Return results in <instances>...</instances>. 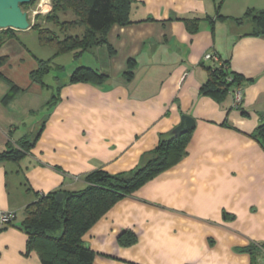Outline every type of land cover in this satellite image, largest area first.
Segmentation results:
<instances>
[{
	"label": "crops",
	"instance_id": "crops-1",
	"mask_svg": "<svg viewBox=\"0 0 264 264\" xmlns=\"http://www.w3.org/2000/svg\"><path fill=\"white\" fill-rule=\"evenodd\" d=\"M249 8H264V0H134L133 23L110 30L113 56L101 47L58 63L65 66L64 75L53 76L60 99L48 110L49 90L31 80L46 59L22 38L32 28L15 29L1 50L8 60L0 80V152L25 136L37 140L20 161H0V211L18 212L0 230V264H42L15 226L40 194L82 189L95 170L142 165L183 115L196 122L186 156L93 225L84 236L96 253L93 264H262L264 145L254 133L264 120V35L247 34L250 24L233 20ZM209 52L242 78L240 108L230 97L201 94L206 67L221 64L204 60ZM130 58L136 65L129 81L123 72ZM80 61L110 80L68 83ZM8 81L23 90L5 104ZM125 232L133 242L128 234L129 243L120 241Z\"/></svg>",
	"mask_w": 264,
	"mask_h": 264
},
{
	"label": "trees",
	"instance_id": "trees-1",
	"mask_svg": "<svg viewBox=\"0 0 264 264\" xmlns=\"http://www.w3.org/2000/svg\"><path fill=\"white\" fill-rule=\"evenodd\" d=\"M34 2L36 0L22 4V8ZM133 4L134 0H51V9L43 18L47 24L38 21L32 26L38 32L40 43L51 46L55 51L53 57L39 60V66L31 72L33 82L46 90H52L45 105L46 110L58 103L61 86L54 90V86L45 79L51 73L65 70V66L55 63L54 59L67 53L80 59L85 53L101 47L108 51L110 57L113 56L116 50L109 40L110 30L114 25L133 23ZM40 18L38 14L37 19ZM233 20L239 26L250 24L247 34L264 35V8H249L243 16ZM188 23L196 26L198 21L189 20ZM15 31L12 28L0 30V80L6 79L2 67L8 60L1 50L15 35ZM135 65L136 60L130 58L128 68L123 72L129 81L134 77ZM206 69L208 78L201 87V94L219 102L229 97L232 101L231 90L242 84V78L230 70L229 61L208 65ZM110 78L108 73L82 64L72 71L68 83L103 84ZM8 82L11 91L3 100L5 104L13 101L23 90L13 82ZM192 132L193 128L178 137L172 131L162 136L158 145L143 155L144 163L129 171L110 173L102 169L95 170L86 176V186L82 189L40 194L25 207L22 221L15 224L28 236L27 252L36 251L42 264H93L96 253L85 242L84 236L120 199L180 162L187 154ZM254 137L264 145V120L257 127ZM36 140V137L25 136L18 146L10 144L0 152V161H20ZM58 192L65 193L62 202L56 198ZM127 234L133 242L135 236L128 232L121 235L120 241L129 243L126 241Z\"/></svg>",
	"mask_w": 264,
	"mask_h": 264
},
{
	"label": "water",
	"instance_id": "water-1",
	"mask_svg": "<svg viewBox=\"0 0 264 264\" xmlns=\"http://www.w3.org/2000/svg\"><path fill=\"white\" fill-rule=\"evenodd\" d=\"M32 0H0V30L16 29L27 30L32 27L28 13L23 10L22 4L30 3ZM195 119L189 115H183L181 123L172 132L175 136H181L195 126ZM56 198L62 202L65 198L64 192H58Z\"/></svg>",
	"mask_w": 264,
	"mask_h": 264
},
{
	"label": "rangeland",
	"instance_id": "rangeland-1",
	"mask_svg": "<svg viewBox=\"0 0 264 264\" xmlns=\"http://www.w3.org/2000/svg\"><path fill=\"white\" fill-rule=\"evenodd\" d=\"M41 1L42 0H36V2H34L33 4H30V5L24 7V10L28 13L29 20H30L32 26L35 22H38V21L41 22V24H43V25L47 24V23H45V20L43 18L45 17L46 13H48L50 10L48 11L47 8L42 9ZM37 10H41V12L38 13L41 16V18L39 20L37 19L38 14L37 15L35 14V11H37ZM46 11H48V12H46ZM22 38L25 41V43H27V45L30 47V49H32V51L36 55L43 57L45 59H48V58L53 56L54 49L49 45H42L40 43L39 38H38V32L36 30H32V31L27 32L25 35H22ZM72 57H73L72 53H67V54L61 55L59 57H56L54 59V61H55V63H61L64 65H68L69 63H71V60H73ZM88 58H91L90 60H92L96 63L95 57L92 56V57H88ZM86 60L87 59L85 58V61ZM86 63H87V61H86ZM81 64H82L81 61L78 62V65H81ZM57 72H55V73H57ZM55 73L49 74L45 79L47 83L54 86V90L57 87V82L53 77L55 75ZM64 73H65V71H64ZM64 73H63V71L61 72V74H63V75H64ZM49 92H50L49 94L51 95L52 90H49Z\"/></svg>",
	"mask_w": 264,
	"mask_h": 264
},
{
	"label": "built area",
	"instance_id": "built-area-1",
	"mask_svg": "<svg viewBox=\"0 0 264 264\" xmlns=\"http://www.w3.org/2000/svg\"><path fill=\"white\" fill-rule=\"evenodd\" d=\"M40 12H41V10H37V11H35V14H38ZM204 60H213L217 63H221L220 59L216 56V54H214L212 52L205 54ZM231 97H232L231 106L233 108H240L242 103H243V99H244V91H243V88L241 85H237V86H234L232 88ZM16 218H17L16 211H13V210L0 211V230L4 226L14 222L16 220ZM262 264H264V260H263Z\"/></svg>",
	"mask_w": 264,
	"mask_h": 264
},
{
	"label": "bare ground",
	"instance_id": "bare-ground-1",
	"mask_svg": "<svg viewBox=\"0 0 264 264\" xmlns=\"http://www.w3.org/2000/svg\"><path fill=\"white\" fill-rule=\"evenodd\" d=\"M50 4L49 0H42L41 1V6L46 8ZM50 8V7H49ZM49 10V9H48ZM47 12V11H46Z\"/></svg>",
	"mask_w": 264,
	"mask_h": 264
},
{
	"label": "flooded vegetation",
	"instance_id": "flooded-vegetation-1",
	"mask_svg": "<svg viewBox=\"0 0 264 264\" xmlns=\"http://www.w3.org/2000/svg\"><path fill=\"white\" fill-rule=\"evenodd\" d=\"M24 10V9H23ZM37 15V14H36ZM32 28V27H31Z\"/></svg>",
	"mask_w": 264,
	"mask_h": 264
}]
</instances>
